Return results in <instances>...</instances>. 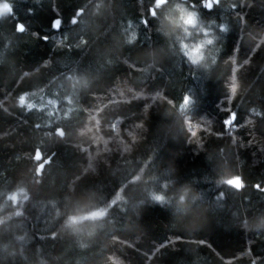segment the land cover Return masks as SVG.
<instances>
[{
  "label": "trees",
  "instance_id": "trees-1",
  "mask_svg": "<svg viewBox=\"0 0 264 264\" xmlns=\"http://www.w3.org/2000/svg\"><path fill=\"white\" fill-rule=\"evenodd\" d=\"M0 5V264H264V0Z\"/></svg>",
  "mask_w": 264,
  "mask_h": 264
},
{
  "label": "clouds",
  "instance_id": "clouds-1",
  "mask_svg": "<svg viewBox=\"0 0 264 264\" xmlns=\"http://www.w3.org/2000/svg\"><path fill=\"white\" fill-rule=\"evenodd\" d=\"M165 3H167V0H156V7H160ZM175 11L178 13V16L176 18L166 17V19H168L169 22L172 23L173 25L182 28L185 34H189L188 29L194 28L198 24V14L188 11L186 8L182 7L181 5H176ZM205 35H207L206 31H205ZM207 43H212V40L209 39L203 43L192 46L195 52L194 54L193 53H189V54H191L193 63H196L200 59L203 58L201 50H202L203 45ZM182 47H187V46H182ZM231 91L232 93H235L236 91L233 85L231 87ZM224 183L230 187H235L238 190L242 187V181L240 180V178H236V177H233L232 179H225ZM186 196H187V193L183 192L179 197L178 203L183 205L186 200ZM152 199L154 200L156 204L161 205V206H163V203L165 202V197L160 194H154L152 196ZM106 215L107 213L103 209L93 210L82 216L70 215L65 220V227L71 229L74 225H78L79 223L85 220H88V221L103 220V218Z\"/></svg>",
  "mask_w": 264,
  "mask_h": 264
},
{
  "label": "snow or ice",
  "instance_id": "snow-or-ice-1",
  "mask_svg": "<svg viewBox=\"0 0 264 264\" xmlns=\"http://www.w3.org/2000/svg\"><path fill=\"white\" fill-rule=\"evenodd\" d=\"M220 2V0H214V2H212V0H201V4H202V6L205 8V9H207V10H211L212 8H213V6H214V4H218ZM156 4V0H153V4ZM149 14H150V16L151 17H155V15H156V8L155 7H151V8H149ZM78 15H80V12H77V16ZM73 24H76L77 23V20L74 18L72 21H71ZM142 23H143V25L147 28L148 27V25H149V21L147 20V19H145V20H143L142 21ZM60 25H61V21H60V19H56V20H54L53 21V28H56V29H59V27H60ZM16 30L18 31V32H23V31H25V27H24V25L23 24H17V27H16ZM220 31L221 32H224V31H226V28H224L223 26H221L220 27ZM136 39V36H135V34H133V36H132V40H135ZM206 40H204V41H201V43H203V42H205ZM131 42V41H130ZM207 44H211V43H207ZM185 55H187V56H190V54L188 53V52H185ZM233 87H234V89L236 90L237 89V85L235 84V81L233 82ZM20 104L21 105H24L25 104V97H21L20 98ZM27 107L29 108V109H31V108H33V107H35V105L34 104H32V103H28L27 104ZM235 120V113H232L229 117H227L225 120H224V123H225V125H232V123H233V121ZM56 135H59V136H61V137H63V135H64V131L62 130V129H56ZM37 154H35V159L36 160H41L43 157H42V155H41V152L39 151V150H37V152H36ZM43 168H41V169H39L38 170V172H37V174L39 175L40 174V172H41V170H42ZM222 195V193H220V196ZM9 199H11V200H13V201H16V199H17V196H11V197H9ZM28 199V197H25V200H27ZM17 215H20V213L19 212H17L16 213Z\"/></svg>",
  "mask_w": 264,
  "mask_h": 264
},
{
  "label": "rangeland",
  "instance_id": "rangeland-1",
  "mask_svg": "<svg viewBox=\"0 0 264 264\" xmlns=\"http://www.w3.org/2000/svg\"><path fill=\"white\" fill-rule=\"evenodd\" d=\"M6 10V7L4 5H0V14Z\"/></svg>",
  "mask_w": 264,
  "mask_h": 264
}]
</instances>
